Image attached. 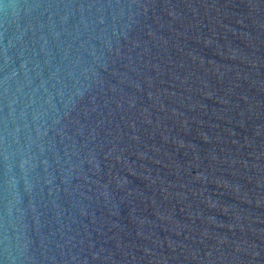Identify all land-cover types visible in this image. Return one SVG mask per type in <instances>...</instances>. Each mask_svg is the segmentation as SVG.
Returning <instances> with one entry per match:
<instances>
[{
	"label": "water",
	"instance_id": "water-1",
	"mask_svg": "<svg viewBox=\"0 0 264 264\" xmlns=\"http://www.w3.org/2000/svg\"><path fill=\"white\" fill-rule=\"evenodd\" d=\"M0 264H264V0H0Z\"/></svg>",
	"mask_w": 264,
	"mask_h": 264
}]
</instances>
